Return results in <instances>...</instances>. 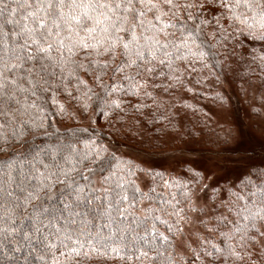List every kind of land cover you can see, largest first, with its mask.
Listing matches in <instances>:
<instances>
[{
  "label": "snow or ice",
  "instance_id": "snow-or-ice-1",
  "mask_svg": "<svg viewBox=\"0 0 264 264\" xmlns=\"http://www.w3.org/2000/svg\"><path fill=\"white\" fill-rule=\"evenodd\" d=\"M241 36L261 44L252 59L264 70V0H0V152L48 135L45 105L63 117L61 94L87 112L89 77L107 93L98 109L106 121L123 111L120 95L136 97L138 111L151 106L145 99L159 109L157 92L191 91L185 76L220 66L218 50L229 42L244 50ZM65 135L0 166L2 264H19L20 238L23 264H244L246 257L254 264L250 249H264V171L215 189L198 207L200 173L163 179L102 142L96 128ZM159 180L179 191L158 193ZM57 184L66 190L62 206L44 207ZM185 201L189 212L215 221L198 220L206 235L185 238L183 225L192 223ZM217 207L227 215L209 216Z\"/></svg>",
  "mask_w": 264,
  "mask_h": 264
},
{
  "label": "trees",
  "instance_id": "trees-1",
  "mask_svg": "<svg viewBox=\"0 0 264 264\" xmlns=\"http://www.w3.org/2000/svg\"><path fill=\"white\" fill-rule=\"evenodd\" d=\"M240 43L244 50L234 47L232 42L228 43L227 49L220 48L218 50L220 55L216 59L221 61L220 66L213 67L212 64H209V67L204 69L201 74L186 75V87L190 88L191 91L173 89L171 95L164 94L162 91L157 92L156 96L161 107L158 109L152 100L145 99L143 103L151 106L141 108L139 111L133 107L139 103L136 97L120 95L119 98L124 101L121 105L123 111H113L107 121L102 111L98 110L102 108L107 93L93 84L89 77V85L94 96L89 102L88 111L83 112L75 100L69 101L66 96L61 94L58 99L66 104L67 113L63 117L54 116L52 115L54 109L49 101L45 105L48 112L46 124L48 135L41 133L26 137L23 141L14 143L8 152H0V166L10 160L30 158L31 154L37 150L66 141L65 130L72 128L87 127L89 133L93 128H96L102 131V142L112 144L111 142L114 140L118 143L124 142L144 149L164 148L165 150L174 149L173 151H178L188 143H194L192 145L205 150L219 149L229 146V144L231 146V139L236 136L235 127L230 123L226 124V120L221 119L223 117L222 111L227 112L230 118L233 117L229 103L231 91L238 95L241 104L248 108L252 115L260 114L264 109V70L261 69L258 62L252 59L253 55L259 54V51L253 52L252 50H260L261 44L259 42L252 43L243 36L240 37ZM103 79L108 82L107 76ZM198 79L201 81L200 83L196 82ZM248 124L251 128H255V123L248 122ZM258 129H262L261 136L264 137V128L258 127ZM81 135L86 138L88 134L82 133ZM112 145L114 146V144ZM48 160H51V156L48 157ZM189 170L198 172L190 166L184 167L183 173L179 175L167 174L157 169L152 171L162 173L163 179L176 178L184 182L191 179ZM261 171H264V166L249 168L246 173L239 176L235 185H240L241 181H246L248 172L257 173ZM147 179L150 184L151 178ZM158 183L160 184L157 189L158 193L167 194L169 191H179L164 187L163 180H159ZM198 185H196L195 191ZM50 195L52 199H45L44 207H48L49 204L52 207H59L62 206L61 201L65 199L66 190L62 185L57 184ZM147 203L145 202L142 206L146 207ZM180 207L185 209L186 214L188 213L187 201L182 203ZM216 210L215 215L220 213L227 215L224 208L218 207ZM137 215H143V213L137 210ZM213 223L215 221L211 220V224ZM212 235L215 238L216 234L213 233ZM20 240L24 255L21 256L19 253L15 255L19 257V264H23L24 256L28 255V248L24 246L23 239L20 238ZM15 243L16 241L13 240V247ZM250 251L254 252L250 258L251 262L264 264L259 259L261 252H264L259 244L255 250L250 249ZM244 264H249L248 257L245 258Z\"/></svg>",
  "mask_w": 264,
  "mask_h": 264
},
{
  "label": "rangeland",
  "instance_id": "rangeland-1",
  "mask_svg": "<svg viewBox=\"0 0 264 264\" xmlns=\"http://www.w3.org/2000/svg\"><path fill=\"white\" fill-rule=\"evenodd\" d=\"M229 103L233 117L230 118L227 112L222 111L221 119L226 120V124L230 123L235 127L236 136L234 135V139H231V146L228 143L229 146L226 147L205 150L192 145L194 143H188L183 149L173 151L174 149L165 150L164 148L144 149L114 140L111 143L137 164L145 168L150 167L151 170L157 169L167 174L179 175L183 173L184 167L190 166L200 172L203 180L195 191L199 199L193 198V202L199 207L208 201L213 189L233 186L239 176L246 173L249 168L264 166V137L261 136L262 129H258V127L264 128V109L260 114L253 113L252 115V112L241 104L240 98L233 91L229 94ZM248 122L255 123V128H251ZM141 187L145 189L144 185ZM216 209L218 207L214 210L206 209V211H209V216H211L215 215ZM187 215L191 217L192 223L183 225L185 238L193 240V233L206 235L205 229L198 223V220H208L209 225H211V220L199 212L188 211Z\"/></svg>",
  "mask_w": 264,
  "mask_h": 264
}]
</instances>
